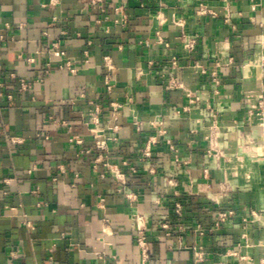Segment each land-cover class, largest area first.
<instances>
[{
	"label": "crops",
	"instance_id": "0c3cea01",
	"mask_svg": "<svg viewBox=\"0 0 264 264\" xmlns=\"http://www.w3.org/2000/svg\"><path fill=\"white\" fill-rule=\"evenodd\" d=\"M0 131V264H264V0H0Z\"/></svg>",
	"mask_w": 264,
	"mask_h": 264
},
{
	"label": "built area",
	"instance_id": "2783aa9c",
	"mask_svg": "<svg viewBox=\"0 0 264 264\" xmlns=\"http://www.w3.org/2000/svg\"><path fill=\"white\" fill-rule=\"evenodd\" d=\"M52 1H55V0H52ZM98 0H92L93 3H96ZM255 8V6H253ZM207 12H209V10L204 6V5H201L199 10H198V14L202 15V14H206ZM177 24L179 25H182V22L180 21H176ZM183 35L185 36L186 33L183 32ZM196 39L191 36V40L185 44V47L188 49V50H193L196 46ZM160 43H163L162 40H160ZM56 46V44H54ZM55 53L57 55H63L64 54V51L63 50H56ZM29 61H32V59H28ZM104 61H105V66L108 70H112L113 68V65H112V62H111V58L110 56H105L104 57ZM152 63V62H151ZM171 65L173 67H176L178 65V59L176 57H172L171 59ZM66 67L67 69H69L71 72L73 73H76L77 72V68L74 67V66H71L70 62H67L66 64ZM50 71V65L47 64V67L45 69V72H48ZM13 76L15 77V74H13ZM20 82H21V89L22 90H26L30 87V84L29 82H27L26 80L24 79H20ZM105 82H106V85H107V88L109 90H112V83L110 81V78L109 77H106L105 78ZM166 84L167 86L170 88V89H177V88H184L183 84L181 83V81H179L177 79L176 76H174L173 74H169L167 80H166ZM188 96H191V93H187ZM11 97V95H10ZM122 104L117 102V101H113L111 102V107H112V114L114 116L115 119H117V114L119 112V108H121ZM261 108L263 107L262 103L259 105ZM261 114L263 113L262 110H260L258 112V114ZM112 129H114L115 131L119 129V126L118 125H114L111 127ZM220 130V124H219V117L217 115H214V118H213V121L211 122L210 124V147H209V153L213 154V155H220V151L218 149V147L216 146V143H215V138L217 136V133L219 132ZM163 133L165 132V130H161ZM0 133H2L0 131ZM91 133L92 135L94 136V139H95V143H94V149L95 151L98 153V156L97 158L95 159V163H98L100 161H102L104 159V154L103 152L104 151H107L109 150L108 149V142H107V139L105 137V129L103 127H96V128H92L91 129ZM5 138L9 141H12L14 143H19L22 141L21 138L17 137V136H13V135H10L8 133H3ZM72 139H76L77 142H82V140L80 138H78V136L72 138ZM156 142V138L155 137H151L148 141V144L147 146L145 147L144 149V156L146 157H150L152 156V150H151V144L155 143ZM172 149L174 151H177V148L175 146H172ZM89 152V150H88ZM178 160V159H177ZM97 165V164H95ZM104 165L109 169L110 173H111V176L112 178L117 182V185H118V190L119 191H124L127 195V197L129 198H132L133 197V193H131L129 190V184H128V180H127V176L126 174L123 172L122 169H120V167H118L117 165H113L111 164L110 162H104ZM6 182H9L10 181V178H7L5 179ZM101 201L104 202V198H101ZM182 211H183V204L181 201H177L175 203V214L177 215H181L182 214ZM235 214V209L233 208H228V209H222L218 212V221L217 223H225L227 222L232 216H234ZM261 218V215L256 212V211H253V218H252V222H255L256 219H259ZM138 243H139V246L141 247L142 249V256H143V264H148V261L150 259V252H149V244H148V239H147V235H146V228L143 224V218L141 216H139L138 218ZM246 223H248V219H245ZM30 225V223H29ZM162 227L165 228V229H168L169 228V223L168 222H164L162 224ZM199 231L201 233H203V228L201 226H199ZM201 249H199V251L196 252V254L199 256L198 258L199 259H203L204 258V254H205V251L202 249V247H200ZM13 256L15 255L14 253L12 254ZM98 258H99V264H110L109 262H107L106 258H105V255L104 254H98ZM244 258V257H242Z\"/></svg>",
	"mask_w": 264,
	"mask_h": 264
}]
</instances>
